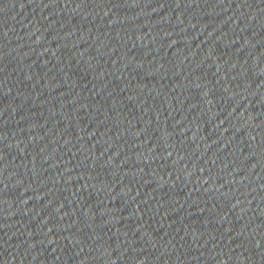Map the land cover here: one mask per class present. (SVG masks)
Masks as SVG:
<instances>
[{"label": "water", "instance_id": "1", "mask_svg": "<svg viewBox=\"0 0 264 264\" xmlns=\"http://www.w3.org/2000/svg\"><path fill=\"white\" fill-rule=\"evenodd\" d=\"M0 264H264V0H0Z\"/></svg>", "mask_w": 264, "mask_h": 264}]
</instances>
